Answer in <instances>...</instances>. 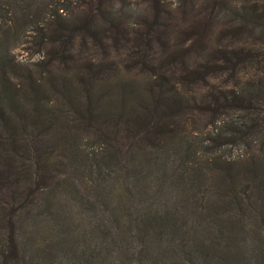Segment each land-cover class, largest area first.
<instances>
[{"label": "trees", "instance_id": "1", "mask_svg": "<svg viewBox=\"0 0 264 264\" xmlns=\"http://www.w3.org/2000/svg\"><path fill=\"white\" fill-rule=\"evenodd\" d=\"M164 2L0 0V264H264V68L240 78L264 66V0H216L184 28L223 16L245 34L202 68L184 46L169 52L184 72L125 74L106 39L166 38ZM134 57L154 71L145 48ZM216 71L233 86H190Z\"/></svg>", "mask_w": 264, "mask_h": 264}, {"label": "rangeland", "instance_id": "2", "mask_svg": "<svg viewBox=\"0 0 264 264\" xmlns=\"http://www.w3.org/2000/svg\"><path fill=\"white\" fill-rule=\"evenodd\" d=\"M216 0H172V3L164 2L163 6L166 10H163L165 13L164 16H168L167 22H173V27L171 26L172 32L170 35L166 36L160 40L159 37H156L157 30L147 31V29L138 30L140 32H132V28H129L131 32V38L126 42L124 38H120L117 41L106 39L107 52L104 56L115 57L116 59L122 61L121 68L127 74V70L133 75H136L139 78H146L151 73H158L167 70L169 73L170 70L174 72L180 73L184 72V70L188 69L186 65H183L177 59L178 55H171V51L176 50L178 48H182L186 46L184 49V57L188 61L190 66H200L202 68V64L206 62L208 59L212 60L217 57L222 56V51L233 44L239 45L245 43V34L236 33L229 31L226 29V19L221 16L218 22L214 23V28L212 31L209 30L206 34L200 36L196 33V31H185L184 28L191 26L193 22H201L205 24L206 19L208 18V13L211 8L215 5ZM185 5V6H184ZM180 30V32H179ZM134 35L141 37L142 40H135ZM138 39V37L135 36ZM195 39H197L195 41ZM91 40L87 45L85 50L89 56L92 58L102 57V52L100 45L91 44ZM81 43L80 38H77L75 41V48H79V44ZM256 45L259 42H255ZM25 46H29L28 43H23L20 41H14L10 43V47L14 50V52L19 53V57L22 58L23 50ZM103 48V47H102ZM142 48H145L148 55L154 59L155 69L153 72H147L143 69L141 64H137V62L133 61L134 56L137 55V52ZM221 49V51H220ZM103 56V57H104ZM38 56L33 57L35 60ZM170 58L171 61L168 59ZM50 62V60H48ZM58 60H54V64H56ZM159 63V64H158ZM264 68L262 65H256L255 63L247 64L245 68L241 71L240 78L242 80H247L252 77H256L260 69ZM261 74V73H260ZM234 84V79L229 71H216L215 73H207L206 75L198 76L196 81L190 85L194 88L195 91L199 92H208L213 86H222V87H231ZM207 130V128H205ZM209 131V130H207ZM206 135H204L205 137ZM242 148L235 149V153L240 152ZM71 200V198H69ZM74 204V202H73ZM72 204V205H73ZM78 209L80 208L77 205ZM70 208H65V211L69 213ZM75 214L76 212L73 210V218H69L75 222ZM79 217L81 222L85 221L86 215L84 213H79ZM68 227L66 223H61L58 227L59 229V239L63 240L65 244H69L70 237L73 232L67 234ZM42 235H48L49 231H43ZM45 238V237H43ZM47 243L49 238H45ZM67 264H71L70 262Z\"/></svg>", "mask_w": 264, "mask_h": 264}]
</instances>
